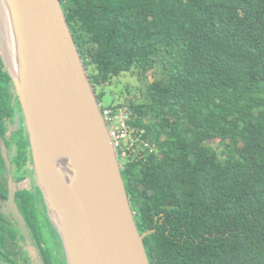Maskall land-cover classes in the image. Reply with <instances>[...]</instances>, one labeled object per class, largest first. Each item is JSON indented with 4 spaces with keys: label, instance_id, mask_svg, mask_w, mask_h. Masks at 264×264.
Listing matches in <instances>:
<instances>
[{
    "label": "trees",
    "instance_id": "1",
    "mask_svg": "<svg viewBox=\"0 0 264 264\" xmlns=\"http://www.w3.org/2000/svg\"><path fill=\"white\" fill-rule=\"evenodd\" d=\"M61 1L95 89L161 69L119 103L157 144L121 168L151 264H264V0Z\"/></svg>",
    "mask_w": 264,
    "mask_h": 264
},
{
    "label": "water",
    "instance_id": "2",
    "mask_svg": "<svg viewBox=\"0 0 264 264\" xmlns=\"http://www.w3.org/2000/svg\"><path fill=\"white\" fill-rule=\"evenodd\" d=\"M4 4L0 13L8 12L18 66L4 20L0 53L23 108L37 179L68 263L151 264L149 232L137 226L118 152L62 1Z\"/></svg>",
    "mask_w": 264,
    "mask_h": 264
},
{
    "label": "flooded vegetation",
    "instance_id": "3",
    "mask_svg": "<svg viewBox=\"0 0 264 264\" xmlns=\"http://www.w3.org/2000/svg\"><path fill=\"white\" fill-rule=\"evenodd\" d=\"M2 59L0 54V263L69 264L37 179L23 108Z\"/></svg>",
    "mask_w": 264,
    "mask_h": 264
},
{
    "label": "built area",
    "instance_id": "4",
    "mask_svg": "<svg viewBox=\"0 0 264 264\" xmlns=\"http://www.w3.org/2000/svg\"><path fill=\"white\" fill-rule=\"evenodd\" d=\"M102 111L109 125L121 168L125 163L146 161L148 153L157 150V144L146 138L145 129L133 124V112L128 106H102Z\"/></svg>",
    "mask_w": 264,
    "mask_h": 264
},
{
    "label": "rangeland",
    "instance_id": "5",
    "mask_svg": "<svg viewBox=\"0 0 264 264\" xmlns=\"http://www.w3.org/2000/svg\"><path fill=\"white\" fill-rule=\"evenodd\" d=\"M4 31L3 17L0 13V32ZM0 45L4 47L1 40ZM6 55V54H5ZM161 74V69L158 67L155 71L149 73L148 77L139 78V75L134 72H125L113 79L112 83L98 87L96 93L102 94L101 103L104 107L116 106L119 103L129 104L131 100L135 102H143L146 99V85L147 82L158 79ZM216 143V142H215ZM213 144L218 146V144Z\"/></svg>",
    "mask_w": 264,
    "mask_h": 264
},
{
    "label": "bare ground",
    "instance_id": "6",
    "mask_svg": "<svg viewBox=\"0 0 264 264\" xmlns=\"http://www.w3.org/2000/svg\"><path fill=\"white\" fill-rule=\"evenodd\" d=\"M2 3L4 4V0H0V4L2 5ZM5 5V4H4ZM2 8V7H1ZM2 16H3V20L5 22V28H6V34H7V42H8V46H9V50L12 53L14 62L16 64V66H18L17 60H19V56H17V48H16V41L14 38V32L12 29V25L9 19V15L7 10L5 11L4 8H2ZM64 187H66V181H64Z\"/></svg>",
    "mask_w": 264,
    "mask_h": 264
}]
</instances>
